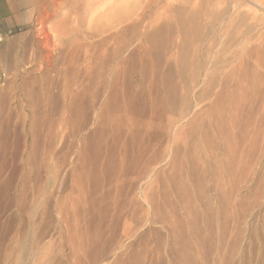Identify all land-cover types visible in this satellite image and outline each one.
I'll return each instance as SVG.
<instances>
[{
  "label": "rangeland",
  "instance_id": "obj_1",
  "mask_svg": "<svg viewBox=\"0 0 264 264\" xmlns=\"http://www.w3.org/2000/svg\"><path fill=\"white\" fill-rule=\"evenodd\" d=\"M126 1L110 3L121 6ZM26 3L0 0V93L10 92L3 114L20 146L30 103L13 90L28 72L39 74L40 66L37 44L31 43L38 13ZM163 5L170 8L165 12L170 21L155 41L173 62H186L189 76L201 63L195 92L208 86L209 91L184 111L181 100L164 110L159 101L152 104L160 85L154 87L147 79L139 88L135 77L143 109L138 113L131 108L130 123L104 130L92 114L78 135L73 136L70 126L64 128L54 157L45 161L50 168L28 183L24 224L18 225V205L2 210L0 264H264V0H154L152 7L158 14ZM182 25L187 34L180 33ZM154 62L163 71L166 57ZM15 74L19 80L11 88ZM63 103H40L37 113L57 119ZM211 105L212 116L207 112L197 119ZM167 117L178 122L164 125ZM156 120L161 124L145 131L144 124ZM86 136L101 138L100 159L92 165L78 160ZM19 150L8 170L13 164L21 168L22 156L30 151L24 144ZM16 190L10 194L15 196ZM96 234L100 241L90 247L103 246L98 259L85 251ZM11 246L17 251L7 257Z\"/></svg>",
  "mask_w": 264,
  "mask_h": 264
},
{
  "label": "bare ground",
  "instance_id": "obj_2",
  "mask_svg": "<svg viewBox=\"0 0 264 264\" xmlns=\"http://www.w3.org/2000/svg\"><path fill=\"white\" fill-rule=\"evenodd\" d=\"M111 1L114 0H28L26 3L33 12L38 13L37 29L31 43H36L38 47L36 49L38 60H40V66L37 69L39 74L36 70L28 72L20 86L13 92L16 94L20 92L21 97L30 103V117L22 122L25 137L21 144L30 151L26 152L25 157L22 156L25 162H22L21 168L25 173L19 174L21 168L18 164H13L14 167L8 170V166L20 154L21 146L19 141L12 139L14 132L3 114L4 103L10 94L8 90L3 91L0 93V219L2 210L16 204L18 205V225L24 224L22 211L28 183L37 182L40 179V170L50 168V162L45 161L54 157L58 133L64 128L70 126L73 136H76L88 126L92 114L96 116V123L104 130H116L121 123H130L131 108L139 112L143 109L139 105L140 98L135 94L134 80L136 78L139 80V88L147 79H151L154 87L160 85L161 92L155 100H152V104L156 105L157 100L164 110L173 109L177 105L176 100H181V111H184L192 104L198 105L204 94L209 91L208 86L204 89L198 88L195 92L200 82L201 63L196 73L189 76L184 72L186 62L181 60L179 63L178 59L173 62L172 57H167V53L164 52L165 47L155 41L160 32L166 28V22L170 21L168 13L165 15L170 8L163 5V9L157 14L152 7L154 0H127L121 6L115 2L110 3ZM64 7L67 8L63 11ZM58 16L59 18L50 26L46 25L48 20ZM210 27L214 32L216 26ZM179 30L181 34H187L189 31L185 25H182ZM25 47L24 50L22 49L23 54H26ZM163 57H166V66L163 71H160L155 67L154 59H157L159 63ZM45 63L48 65L45 66ZM157 78H160V84ZM18 80L19 74H15V77L9 81L11 88L16 86ZM190 82L193 83V88ZM59 99L64 102L59 118L43 113L41 117L38 115L40 103L51 105L56 101L59 102ZM212 110L211 105L207 110L199 113L197 119L205 117L207 112L212 116ZM138 113L134 115L137 116ZM65 114H68L67 118ZM156 118L158 121L162 120L163 115L158 114ZM157 120L145 123V131L160 125L161 123ZM177 122L178 119L167 117L163 124L173 127ZM135 123L133 122V125ZM100 140L99 136L84 137L81 140L78 160L88 162L90 165L99 160L102 150ZM11 147L13 150L10 149ZM67 153L62 156L64 161L67 160ZM152 158L150 160H153ZM6 170L9 173L2 178ZM16 179H18L17 185H15ZM13 187L17 188L15 196L10 194ZM87 189L88 187L85 188ZM60 208L62 209L61 205ZM0 225H2L1 220ZM7 225H11V219L8 220ZM113 236V241H117L118 234L113 233ZM33 238L35 240L36 235ZM99 241V235L96 234L93 239H90L91 243L85 247V251L91 255V258L98 259L102 254V245L90 247L98 244ZM16 251L17 247L11 246L7 257H13ZM29 259L30 257L27 256L23 258V262Z\"/></svg>",
  "mask_w": 264,
  "mask_h": 264
}]
</instances>
